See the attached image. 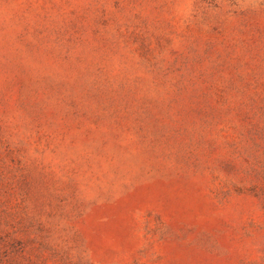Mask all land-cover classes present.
I'll return each mask as SVG.
<instances>
[{
	"label": "rangeland",
	"instance_id": "rangeland-1",
	"mask_svg": "<svg viewBox=\"0 0 264 264\" xmlns=\"http://www.w3.org/2000/svg\"><path fill=\"white\" fill-rule=\"evenodd\" d=\"M0 264H264V0H0Z\"/></svg>",
	"mask_w": 264,
	"mask_h": 264
}]
</instances>
